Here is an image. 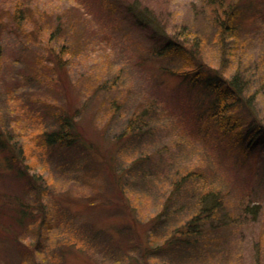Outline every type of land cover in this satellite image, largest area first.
<instances>
[{
	"label": "rangeland",
	"instance_id": "1",
	"mask_svg": "<svg viewBox=\"0 0 264 264\" xmlns=\"http://www.w3.org/2000/svg\"><path fill=\"white\" fill-rule=\"evenodd\" d=\"M131 1L165 31L135 22ZM239 2L235 32L221 34L203 0H0V129L25 148L15 152L41 189L23 193L0 168V193L4 205L22 193L42 220L16 242L0 235V264H19L25 243L38 244L30 256L40 264H264V210L254 221L241 205L264 190L257 157L208 127L202 80L184 75L197 65L227 78L240 71L264 122V0ZM171 36L189 43L188 55L160 53ZM134 114L143 122L125 133ZM59 115L72 116L78 141L43 146L37 136L58 128ZM212 188L225 197V227L197 249L140 257L144 243L157 248L200 209V189ZM128 224L137 233L130 246L119 227Z\"/></svg>",
	"mask_w": 264,
	"mask_h": 264
},
{
	"label": "trees",
	"instance_id": "2",
	"mask_svg": "<svg viewBox=\"0 0 264 264\" xmlns=\"http://www.w3.org/2000/svg\"><path fill=\"white\" fill-rule=\"evenodd\" d=\"M203 1H206V3L211 6H209V8H211L210 12L214 14L213 16L216 15L215 22L219 24L221 34L235 32V23L239 21L242 12L240 0ZM129 9L130 13L135 17V22L138 24L145 27L147 26L155 32L165 31V27L161 26L159 18L156 19L153 15L148 13L147 9L141 7L138 2L131 1ZM4 19L6 20L4 15L0 12V63L2 58V36L7 26ZM163 39L164 43L158 46L160 53H164V55H188L189 48H187V44L189 43L185 42V39L182 40V38L177 36L165 37ZM184 75L192 76L194 84L202 80L199 86L206 90L205 95L208 99L204 109L206 112L205 122L208 127L215 128L221 135L228 134V136H230L228 138L230 141L229 145L238 150L241 154L246 157L252 154L256 155L258 165L257 163L255 164V172L259 177L258 180L262 182V178H264V122L259 120L254 112V106L251 101L253 97H250V99L246 95L245 89L248 85L247 78H245L240 71H237L230 78H227L216 71L211 72L210 70H203L201 65H197L185 71ZM60 115L58 116L60 120L58 128L50 131L42 130L36 138L37 142H40L43 146L63 145L70 147V145L78 141L79 133L77 128L73 126L71 120L73 114L72 116L62 115V117ZM137 117V114L132 116L125 133L139 128V125L143 121L139 123V120L137 122ZM4 131L0 129V152L4 158L0 164V168L11 170L13 177L15 176L16 179L13 183L17 184L23 193L29 190V187L34 189L35 192H41L34 174L30 172L29 166L20 164L22 158L15 152L19 148L15 145L16 142H12L13 133H9L6 130ZM24 150L22 148L21 151L20 148L19 154L23 152V156L25 154ZM194 176L195 173H189L184 176V178L188 179ZM180 181L181 179L177 182L178 185H180ZM200 192L203 193L202 199L200 200V209L194 212L188 220L181 223L180 226L171 228L166 237H164V242L158 244L157 248L154 247L155 245H153V243H144V246L142 248L140 247L144 251V253L142 251V256L140 257L146 258V256L150 255V252L155 255L163 250L167 253H172L176 250H187L189 246L194 244V248L197 249L198 246H204L205 244V241L201 240V238H204L209 233H214L215 227H225L227 223V219L224 218L226 215L224 214V210L227 206L225 197L214 189H200ZM16 195L18 198L17 201L19 202L12 200L10 201V205H4V197L2 193H0V235L7 240H14V242H16V238L19 237L20 232L31 229V223L37 222L38 224L42 221H39L41 216L36 214L33 210L31 211L32 205L26 202L23 194L16 193ZM248 196L250 200H243L241 203L242 211L247 216H251L252 220H258L264 210V190L257 191L254 196L249 194ZM164 214H166V207L153 217L154 219L150 225L151 229L157 227L158 222L163 220ZM1 215H3V219ZM6 219H9V221H6ZM128 225L129 226H126V228L124 225L119 226L121 227L120 232L125 234L124 236H127V242L132 238L131 240L134 243L136 239L134 240L133 238L137 237V233H135L134 226L132 228V225ZM150 235L153 237L152 231H149V237ZM208 240H211L209 236ZM25 244V247L18 244V250H20L19 264H27V262L31 264H40V262L36 263L35 259L32 260L30 256V254L32 255V252H34L33 249L38 247V244L35 246L32 245L33 248L30 246L28 248V244ZM130 245L131 243L128 242V246ZM141 264L149 263L143 262Z\"/></svg>",
	"mask_w": 264,
	"mask_h": 264
}]
</instances>
